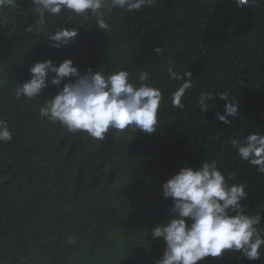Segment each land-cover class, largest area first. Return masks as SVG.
<instances>
[{"label":"trees","instance_id":"trees-1","mask_svg":"<svg viewBox=\"0 0 264 264\" xmlns=\"http://www.w3.org/2000/svg\"><path fill=\"white\" fill-rule=\"evenodd\" d=\"M103 18L106 32L91 13L65 9L53 17L32 0L0 8V64L12 78L0 87V118L13 133L0 142V264H155L165 244L152 240L151 227L167 220L172 206L161 185L205 160L216 161L229 185L245 183L247 213L264 218V174L230 143L264 133V0L243 8L235 0H156L135 11L114 8ZM30 25L34 32L25 31ZM77 25L73 43L49 46L50 32ZM45 59L57 65L72 59L81 74L127 70L137 87L147 71L163 93L156 132L129 127L96 140L40 117L58 89L50 85L36 99L17 100L15 88ZM169 64L181 76L193 74L182 109L171 104L183 81L169 77ZM225 91L240 103L229 124L215 118L224 112L218 95ZM204 92L217 96L206 112L198 104ZM237 255L198 264L264 260Z\"/></svg>","mask_w":264,"mask_h":264},{"label":"clouds","instance_id":"clouds-1","mask_svg":"<svg viewBox=\"0 0 264 264\" xmlns=\"http://www.w3.org/2000/svg\"><path fill=\"white\" fill-rule=\"evenodd\" d=\"M156 0H32L41 13L55 17L63 10L80 16L91 13L98 29L105 32L109 24L103 18L114 8L126 11L140 10L151 6ZM237 7L257 6V0H235ZM14 0H0V8L11 6ZM26 32H34L32 25ZM79 34L77 27H60L48 34L52 48H61L73 43ZM157 53L162 49L157 46ZM30 79L17 83L15 98L36 99L50 85L58 91L46 100L39 115L51 123H59L69 132H85L91 138L104 140L110 130L117 133L132 127L140 133L156 132L158 114L163 100L162 91L149 83V73L141 71L139 86L130 81L127 70L111 74L87 69L81 74L72 59H64L59 65L51 59L37 61L28 69ZM171 79L183 82L171 94V104L184 108L183 99L193 87L192 72L181 76L169 64ZM73 78H75L73 80ZM67 80V83H63ZM63 83V87L61 84ZM217 96L210 92L198 98L201 111L209 109V102ZM226 101L224 112L216 114V120L229 124L235 118L240 103L234 102L225 91L218 95ZM13 139L8 122L0 118V142ZM230 143L241 160L255 166L264 174V133L253 132L243 139L232 138ZM231 178V177H229ZM246 184L227 183V178L215 160H205L197 168L185 166L161 185L162 196L171 199L168 219L151 227V238L163 240L165 248L155 264H198L206 258H220L227 253L238 254L237 259L249 261L264 257V228L259 227L264 219L260 214L251 215L242 201L247 199ZM264 264V260H261Z\"/></svg>","mask_w":264,"mask_h":264},{"label":"rangeland","instance_id":"rangeland-1","mask_svg":"<svg viewBox=\"0 0 264 264\" xmlns=\"http://www.w3.org/2000/svg\"><path fill=\"white\" fill-rule=\"evenodd\" d=\"M5 66L0 64V87L4 84L11 82L12 78L10 77V72H5Z\"/></svg>","mask_w":264,"mask_h":264}]
</instances>
